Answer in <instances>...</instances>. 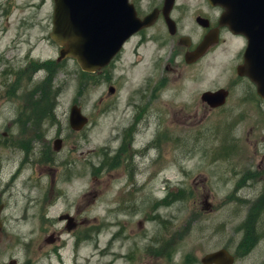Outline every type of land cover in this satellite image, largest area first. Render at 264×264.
Segmentation results:
<instances>
[{
  "label": "rangeland",
  "instance_id": "374dc122",
  "mask_svg": "<svg viewBox=\"0 0 264 264\" xmlns=\"http://www.w3.org/2000/svg\"><path fill=\"white\" fill-rule=\"evenodd\" d=\"M53 15V0H0V264H203L206 255L223 249L236 264H264V222L250 217L262 205L223 198L229 187L216 186V178L215 187L204 189L205 176L215 175L218 165H203L201 152L187 157L185 171L178 162L165 164L170 157L140 167L146 162L138 153L149 136L139 138L140 149L129 148L132 138L121 148L118 132L131 108L120 99L106 108L100 100L107 82L87 77L76 61H57ZM237 43L229 40L208 57L201 84L187 79L186 90L171 96L174 124L182 125V101L192 91L230 79ZM149 48L140 66L116 71L130 76L127 88H137L150 69ZM75 105L90 118L80 133L70 127ZM227 117L205 120V126L221 127L205 134L204 148L221 146L217 141L230 135L229 122L221 124ZM256 125L239 128L253 137ZM57 139L63 140L60 153ZM181 147L173 148L174 158ZM127 181L134 187L122 194ZM67 214L75 223L71 232Z\"/></svg>",
  "mask_w": 264,
  "mask_h": 264
},
{
  "label": "flooded vegetation",
  "instance_id": "af4514ba",
  "mask_svg": "<svg viewBox=\"0 0 264 264\" xmlns=\"http://www.w3.org/2000/svg\"><path fill=\"white\" fill-rule=\"evenodd\" d=\"M146 1L149 12L145 15L155 12L156 20L151 28L143 30L135 37L137 39L130 52H124L125 58H119L121 61L118 69L126 71L128 65L140 66L145 57V52L140 49L148 45L151 50L150 69L145 72L137 88H127L126 85L131 79L129 75L126 76L128 73L122 72L115 76L111 71L119 60L103 74L107 82L116 83L114 94L118 93L119 102L123 100L127 108H132L133 116L122 123L120 136H131L134 150L141 147L139 138L149 136L142 143L141 149L144 152L138 153L144 156L143 160L146 162L139 165L140 167L156 166L163 157H170L172 162V150L178 149L179 143L182 147L177 162L184 168L191 153L201 152L204 156L203 165H218L215 166V175L205 176L204 189L215 187L208 185V182L214 183L216 178V186L229 187L226 197L232 202H250L251 207L262 205L258 213L253 214L254 210H251L250 217L260 216L264 222V135L251 137L252 133L247 132V128H239L242 124L249 126L256 122L257 128L264 132V99L247 78L238 74L239 67L244 64L242 51L232 60L230 69L234 71V76L225 85H214L208 90L197 87L188 99L182 101V125L174 124L168 116L173 82L190 79L191 82L200 81L201 84L205 66L208 68L211 65L208 60L210 52L201 58L197 54L192 55L189 62L187 55L193 54L205 37L218 29L221 8L213 6L209 0H190L186 4L175 0L169 10H164L166 0ZM220 31L221 45L222 35L230 32L222 28ZM185 90L186 88H179L178 92L183 93ZM219 90L225 92L226 101L223 106L213 108L204 102L205 91ZM178 92L173 96L178 97ZM106 101L109 102V99ZM222 111L228 113L230 135L226 134L217 141L223 140L221 146L204 148L205 134L218 133L215 126L205 127L204 122L208 118H219ZM156 120L159 123L158 129L155 126ZM158 142L166 148H161ZM150 150H155V153L150 155ZM125 167L129 169L127 165ZM211 197L216 198L215 195L207 196V200ZM256 230L252 229L251 235L258 231ZM262 233L264 235V224Z\"/></svg>",
  "mask_w": 264,
  "mask_h": 264
},
{
  "label": "water",
  "instance_id": "95a60500",
  "mask_svg": "<svg viewBox=\"0 0 264 264\" xmlns=\"http://www.w3.org/2000/svg\"><path fill=\"white\" fill-rule=\"evenodd\" d=\"M54 30L51 38L60 46L61 58L72 57L86 71H96L109 64L123 44L143 27L129 0H54ZM227 12L222 24L248 38L246 54L252 71L248 75L264 95V0H214ZM259 58V63H258ZM252 61V63H251ZM88 120L75 107L72 127L81 130ZM74 225L69 226L71 229ZM204 264H233L227 250L207 255Z\"/></svg>",
  "mask_w": 264,
  "mask_h": 264
}]
</instances>
